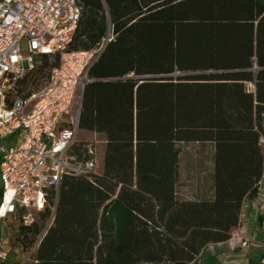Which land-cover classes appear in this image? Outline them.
Segmentation results:
<instances>
[{
  "label": "trees",
  "instance_id": "16d2710c",
  "mask_svg": "<svg viewBox=\"0 0 264 264\" xmlns=\"http://www.w3.org/2000/svg\"><path fill=\"white\" fill-rule=\"evenodd\" d=\"M77 2L70 51L114 34L89 70L79 118L82 131L105 138L102 168L64 177L31 264H198L230 238L264 171V0ZM39 62L20 93L37 90L58 58ZM189 143L213 147L211 199L178 197L179 145ZM48 217L30 227L7 219L16 233L3 264H20L13 247L30 248Z\"/></svg>",
  "mask_w": 264,
  "mask_h": 264
},
{
  "label": "built area",
  "instance_id": "2783aa9c",
  "mask_svg": "<svg viewBox=\"0 0 264 264\" xmlns=\"http://www.w3.org/2000/svg\"><path fill=\"white\" fill-rule=\"evenodd\" d=\"M80 17L77 0H0V264L8 260L4 248L9 245V217L19 215L20 222L30 227L39 213L49 211L35 243L28 249L18 245L12 249L20 264L35 262V253L54 223L64 177H91L102 168L97 140H83L86 157L79 158L74 148L81 141L79 118L89 70L114 34L109 28L98 47L70 51ZM42 56L57 57V65L38 90L20 93V81ZM260 143L264 155V137ZM262 185L264 171L259 187ZM260 204L257 198L253 207ZM243 220L241 212L239 224ZM237 238L240 248L254 241L233 232L226 242ZM259 264H264V257Z\"/></svg>",
  "mask_w": 264,
  "mask_h": 264
},
{
  "label": "rangeland",
  "instance_id": "374dc122",
  "mask_svg": "<svg viewBox=\"0 0 264 264\" xmlns=\"http://www.w3.org/2000/svg\"><path fill=\"white\" fill-rule=\"evenodd\" d=\"M22 51L24 54L28 53L27 44L22 43ZM36 66L40 65L39 58L35 60ZM48 71H45V74ZM45 74L40 79V85L37 90L44 84ZM36 90V89H34ZM233 124L237 127H243L239 118L233 119ZM104 136L93 132L82 131L79 140H97L98 154L100 158L104 155L105 143ZM181 149L180 164H179V181H178V197L184 200H204L213 197V147L210 144L203 145L197 143H189L179 145ZM15 225V222H11ZM15 231L9 226V245L11 247V238L14 237Z\"/></svg>",
  "mask_w": 264,
  "mask_h": 264
},
{
  "label": "crops",
  "instance_id": "0c3cea01",
  "mask_svg": "<svg viewBox=\"0 0 264 264\" xmlns=\"http://www.w3.org/2000/svg\"><path fill=\"white\" fill-rule=\"evenodd\" d=\"M261 200L259 207L254 208L256 199ZM190 200V199H188ZM244 220L234 228L243 238L254 239L247 248H240V240L230 243L210 244L198 258V264H259L264 257V185L259 187L253 199H247L242 208Z\"/></svg>",
  "mask_w": 264,
  "mask_h": 264
}]
</instances>
